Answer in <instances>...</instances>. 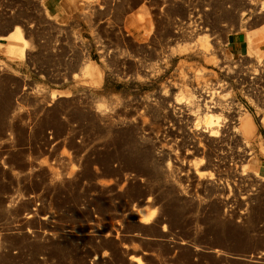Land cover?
Segmentation results:
<instances>
[{
  "label": "rangeland",
  "instance_id": "obj_1",
  "mask_svg": "<svg viewBox=\"0 0 264 264\" xmlns=\"http://www.w3.org/2000/svg\"><path fill=\"white\" fill-rule=\"evenodd\" d=\"M253 3L0 0V264H264Z\"/></svg>",
  "mask_w": 264,
  "mask_h": 264
},
{
  "label": "bare ground",
  "instance_id": "obj_2",
  "mask_svg": "<svg viewBox=\"0 0 264 264\" xmlns=\"http://www.w3.org/2000/svg\"><path fill=\"white\" fill-rule=\"evenodd\" d=\"M198 35L200 36L195 39L192 50L200 55H207L210 57L211 61H214L216 58L213 54V44L209 36L204 35L203 33H200ZM5 38L10 41L9 45L4 47V51L7 56L11 57L23 54L25 48V39L21 30L14 29L13 31L8 33ZM248 38L249 40L247 46L245 47V50L264 53V29H262L261 27L251 29L249 31ZM261 122L264 123V116L262 117ZM201 123L205 124L206 127L209 128L219 126V120L215 118V115L213 114H209L203 117L202 122L198 121L196 123L197 127H199ZM217 133V130L212 129V135H216ZM131 260L132 264H135L134 262H137V264H141V261H138L136 257H132Z\"/></svg>",
  "mask_w": 264,
  "mask_h": 264
},
{
  "label": "crops",
  "instance_id": "obj_3",
  "mask_svg": "<svg viewBox=\"0 0 264 264\" xmlns=\"http://www.w3.org/2000/svg\"><path fill=\"white\" fill-rule=\"evenodd\" d=\"M252 1L254 2L253 5L255 6H259L260 3L264 2V0H252ZM250 14L251 12L248 11L241 17L242 25H246L249 23L248 15ZM247 36H248L247 33L242 28L232 33L228 45L229 51L233 54L243 51L245 48L244 43L246 41Z\"/></svg>",
  "mask_w": 264,
  "mask_h": 264
},
{
  "label": "built area",
  "instance_id": "obj_4",
  "mask_svg": "<svg viewBox=\"0 0 264 264\" xmlns=\"http://www.w3.org/2000/svg\"><path fill=\"white\" fill-rule=\"evenodd\" d=\"M261 69H262L261 72L255 74L254 77L252 78V80H253V79L258 80L259 77L261 78L262 76H264V66H262ZM258 76H259V77H258Z\"/></svg>",
  "mask_w": 264,
  "mask_h": 264
}]
</instances>
